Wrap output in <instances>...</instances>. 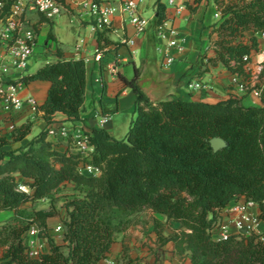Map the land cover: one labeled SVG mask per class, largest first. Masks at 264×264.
<instances>
[{"label":"trees","instance_id":"trees-1","mask_svg":"<svg viewBox=\"0 0 264 264\" xmlns=\"http://www.w3.org/2000/svg\"><path fill=\"white\" fill-rule=\"evenodd\" d=\"M201 0H196L200 3ZM220 21L214 25V56H204L212 66L222 64L233 75L251 80L249 69L260 51L257 34H264V0H214ZM156 25L169 19L163 0H155ZM109 28L97 30L98 52L113 42ZM247 34H252L246 39ZM48 39L56 37L50 29ZM57 59L20 79L25 85L50 82L47 98L39 107L51 125L56 113L77 121L85 103L87 68L84 59ZM125 79L137 94L135 117L127 136L119 140L105 128L86 131L90 158L71 145L64 151L48 139L45 128L26 144L14 147L30 133L32 123L15 127L0 137V212L14 211L15 218L0 226V264H99L115 242L113 211L122 214L149 209L167 223H179L173 234L176 253L187 254L190 264H264V240L255 233L215 237L221 212L235 198L255 203L264 220V62L251 89L261 90L263 106H245L231 96L217 103L173 98L154 105ZM219 137L226 146L214 151L210 140ZM89 164L98 176L80 172ZM73 184L83 195H71L64 207V244L49 234L47 219L59 214L49 209L24 215L23 206L50 199L64 184ZM25 188V189H22ZM33 226L47 238L49 252L33 256L26 240ZM127 247H123L124 256Z\"/></svg>","mask_w":264,"mask_h":264},{"label":"crops","instance_id":"crops-1","mask_svg":"<svg viewBox=\"0 0 264 264\" xmlns=\"http://www.w3.org/2000/svg\"><path fill=\"white\" fill-rule=\"evenodd\" d=\"M154 4L155 1L153 3L154 15L150 20V22H154L153 26L148 28L144 34L136 35L133 34L131 26H124L121 19L117 17L115 20L116 28L120 32L122 31L121 29H124L126 34L109 33V39L113 43L101 52H98L97 31L91 27V32L84 34L90 25L82 23L79 18L77 19V26L59 28L58 31H56V26L53 24L52 31L56 37L55 40L48 39V33L51 28L47 31L43 30L40 35L41 46L37 50L39 53L38 59L31 60L30 67L26 73H33L46 63L56 60L58 49L62 51L66 59H84L87 68L85 103L79 120H66L67 117L58 112L55 114L53 126L65 128V134H70L73 128H81L85 132L93 128H105L115 138L119 140L125 139L131 121L135 117V104L137 101L136 92L126 83L125 79H134L137 70L142 74L149 68L157 69L162 78H169L171 80L173 86V91L170 94L171 98L179 97L186 100L217 103L231 96H236L242 99L241 103L245 106H263L261 97L254 96L253 94H242L236 83L241 80V77L233 75L221 63L217 66H212L204 60L206 54L211 57L215 55L214 41L217 39V34L213 33L212 25L218 23L221 18L217 6L216 14L220 15V18L214 19V21L209 23L205 22L206 24L194 22L185 11L181 15L186 20L185 26H181V21L176 20L177 18L174 19V26L179 32V37L184 40L183 49L179 51L173 48L171 53L174 56V60L169 66H164L162 64V54L158 48L162 40L158 38L156 33L157 25L155 22L156 13ZM167 12L169 18L172 17V12L169 9H167ZM251 35L247 34V39ZM126 36L135 38L134 46H128L122 42V38ZM257 37L259 39L260 51L253 54L252 62L249 65L253 76H256V73L262 68V63L264 62V34L259 33ZM79 38L84 39V43L81 48L77 49L76 43ZM152 53L156 54L155 57ZM260 56H263V58L260 59ZM252 79L254 78L252 77ZM196 82L207 84L209 88L191 90L189 84ZM49 87L50 82L48 81H34L25 85L20 91V96L22 99H26L27 97L34 98L37 106L40 107L47 98ZM2 105L3 103L0 100V137L8 136L17 126H21L27 122L32 123L31 133L22 142L15 144L14 147L26 144L48 126L42 117L43 113L40 110L34 112L29 103L25 102L20 109L14 110L10 114L3 110ZM103 116H108V122L105 125L101 124ZM48 139L58 143L57 148L61 151H64L66 144L69 140L71 141L69 136L61 135L56 139L52 137H48ZM71 145H73L72 142ZM88 152L92 153L93 148H90ZM66 185L73 184L67 183L62 185L61 188ZM244 201L245 198L242 196L235 198L221 212V224L222 226H228L227 234L239 233L229 221L228 209ZM26 205L23 206V209ZM39 209H49V207ZM66 215L67 211H61L60 214L47 219L49 234L52 235L57 244H64L63 232H57L56 227L62 224ZM153 215L155 220L164 219L166 222V218L163 215L154 212ZM14 218V211H1L0 226ZM155 222L146 225L145 228L137 225L136 232L138 239L145 241L149 236L155 240L158 235L155 229ZM172 224L175 230L170 231L168 234L164 233L166 237L180 228L179 223L172 222ZM134 230V227H130L128 231ZM125 234L126 231H123L122 235L118 238L115 235V242L111 247V251L108 253L107 258L99 264H126L123 253V247L126 243L125 239H123ZM256 234L264 239V220L260 221ZM26 240L32 250L33 256H38L40 252L46 253L50 250L47 238L39 237L37 226H33L27 233ZM162 249L166 250V255H171V259L174 262L184 256L186 257L187 264H190L187 254L176 253L173 242L166 243ZM0 251V256H2L4 248L0 247ZM134 257L137 258V255Z\"/></svg>","mask_w":264,"mask_h":264},{"label":"built area","instance_id":"built-area-1","mask_svg":"<svg viewBox=\"0 0 264 264\" xmlns=\"http://www.w3.org/2000/svg\"><path fill=\"white\" fill-rule=\"evenodd\" d=\"M146 0H0V100L6 113L20 109L23 104L29 103L34 112L39 111L36 101L32 97L22 99L20 91L25 87L19 79L30 67L32 57L37 52L40 44V35L43 28L53 27L55 20L63 14L77 16L82 23L90 25L93 30L109 28L110 33L126 34L124 29L118 31L115 20L119 17L122 23L131 26L133 34H144L150 25V19L143 16L142 5ZM164 2V1H163ZM165 3V2H164ZM186 0H168L167 8H173L172 17L163 24L156 26L157 36L162 42L159 51L162 54V64L169 66L174 56L173 48L181 51L183 39L174 26V19L180 17L185 11ZM169 9V8H168ZM122 42L128 46L135 45L134 37H123ZM84 39H78L76 48L82 47ZM262 69V68H261ZM243 95L253 94L260 97V89H251L255 85L253 79H244L236 82ZM191 90L208 89L207 84L199 82L189 84ZM108 122V116H103L101 124ZM65 128L47 126L48 137L54 139L58 136H69L76 151L90 158L89 144L86 132L81 128H73L69 134L64 133ZM80 172L90 176H98L99 168L86 164ZM22 189H25L22 187ZM256 204L246 200L228 209L229 221L235 230L245 234L257 232L260 221L258 213L253 209ZM57 232H62V225L56 227ZM228 233V226L221 222L213 230L215 237H224ZM264 240V239H263ZM32 251V250H31ZM33 255V254H32Z\"/></svg>","mask_w":264,"mask_h":264},{"label":"rangeland","instance_id":"rangeland-1","mask_svg":"<svg viewBox=\"0 0 264 264\" xmlns=\"http://www.w3.org/2000/svg\"><path fill=\"white\" fill-rule=\"evenodd\" d=\"M154 1L155 0H146L145 4L142 5L143 16L150 20L151 18H153L154 15ZM163 1L165 3L168 2V0ZM168 8L173 13V8L171 6H169ZM185 12L189 14V18L192 19L194 22H203L204 24L212 22L214 21V19L220 18V15L216 14V4L214 0H201L200 3H196V0H187L185 3ZM77 19V16H72L69 13L63 14L62 16L58 17L54 22V26H56V31H58L59 28L77 26ZM176 20H180L181 26H185L186 20L182 16L177 17ZM153 23V21L150 22L149 28L153 26ZM48 29H50L49 26L43 28V30L46 31ZM90 30L91 26H88L84 34H89L91 32ZM152 55L155 57L156 54L152 53ZM38 56V52L34 53L32 60L38 59ZM261 58H263V56H260V59ZM260 71L261 69L258 71V73H256V76H253L254 84H256L257 75L260 73ZM83 194L84 192L81 189L75 187L74 185H66L63 188H60L50 199H43L34 204H27L23 209V213L27 216L32 214L35 210L39 208L54 207L59 211L60 214L61 211H66L64 204L68 197H70L71 195ZM255 209L253 210L256 213H260V210H258L257 205ZM112 216L114 218V222L117 228L116 238L120 237L123 231H126V234L123 236V239H125L124 241L126 242L124 245L127 247L125 255L126 264H187L186 257L184 256L174 262L171 259V255H166V250L162 249L165 244L162 243L158 235L155 240L149 236L145 239V241L138 239L136 232L137 225L143 226L145 228L146 225L158 221L160 222L159 231L162 233L161 236L166 237L164 233L168 234L170 231L175 230L174 225L172 223H167L164 221V219L155 220L153 212L149 209L128 214H122L118 211H113ZM11 221L12 220H9L7 223ZM130 227H134L135 230L128 231ZM135 255H137V258L134 257Z\"/></svg>","mask_w":264,"mask_h":264},{"label":"water","instance_id":"water-1","mask_svg":"<svg viewBox=\"0 0 264 264\" xmlns=\"http://www.w3.org/2000/svg\"><path fill=\"white\" fill-rule=\"evenodd\" d=\"M136 84L140 91L154 105L173 99L170 97L173 91L171 80L169 78H162L157 69L149 68L145 70L137 78ZM210 145L214 151H218L226 146V142L219 137H215L210 140Z\"/></svg>","mask_w":264,"mask_h":264}]
</instances>
